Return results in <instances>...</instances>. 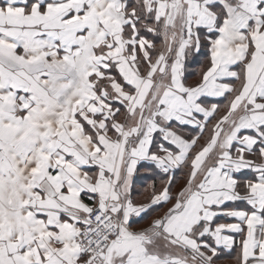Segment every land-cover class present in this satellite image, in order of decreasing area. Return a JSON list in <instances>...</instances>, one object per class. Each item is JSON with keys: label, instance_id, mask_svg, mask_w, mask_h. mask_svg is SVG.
<instances>
[{"label": "snow or ice", "instance_id": "obj_1", "mask_svg": "<svg viewBox=\"0 0 264 264\" xmlns=\"http://www.w3.org/2000/svg\"><path fill=\"white\" fill-rule=\"evenodd\" d=\"M0 264H264V0H0Z\"/></svg>", "mask_w": 264, "mask_h": 264}, {"label": "trees", "instance_id": "obj_2", "mask_svg": "<svg viewBox=\"0 0 264 264\" xmlns=\"http://www.w3.org/2000/svg\"><path fill=\"white\" fill-rule=\"evenodd\" d=\"M203 62V58L201 57L200 61H198L196 64L193 65L191 71L194 73L195 71H197V69H195L200 63Z\"/></svg>", "mask_w": 264, "mask_h": 264}, {"label": "crops", "instance_id": "obj_3", "mask_svg": "<svg viewBox=\"0 0 264 264\" xmlns=\"http://www.w3.org/2000/svg\"><path fill=\"white\" fill-rule=\"evenodd\" d=\"M198 67H199V65L195 68V69H197L198 70ZM192 69V68H191ZM191 69H190V71H191ZM137 191H139L140 190V185L138 184L137 185V189H136Z\"/></svg>", "mask_w": 264, "mask_h": 264}]
</instances>
